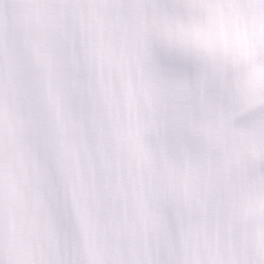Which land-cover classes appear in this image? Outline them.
<instances>
[{
    "label": "snow or ice",
    "instance_id": "obj_1",
    "mask_svg": "<svg viewBox=\"0 0 264 264\" xmlns=\"http://www.w3.org/2000/svg\"><path fill=\"white\" fill-rule=\"evenodd\" d=\"M0 264H264V0H0Z\"/></svg>",
    "mask_w": 264,
    "mask_h": 264
}]
</instances>
